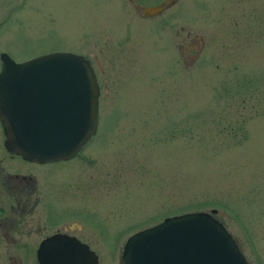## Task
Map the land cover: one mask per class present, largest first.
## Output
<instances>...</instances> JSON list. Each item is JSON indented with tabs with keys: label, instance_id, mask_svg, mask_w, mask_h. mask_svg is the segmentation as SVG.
Instances as JSON below:
<instances>
[{
	"label": "rangeland",
	"instance_id": "1",
	"mask_svg": "<svg viewBox=\"0 0 264 264\" xmlns=\"http://www.w3.org/2000/svg\"><path fill=\"white\" fill-rule=\"evenodd\" d=\"M122 1L0 0V52L17 62L54 51L99 62L92 162L69 161L67 182L95 193L91 205L106 217L120 214L109 205L130 210L119 218L123 233L216 208L241 251L249 254L245 223L264 259V0H176L158 17L133 15L131 26Z\"/></svg>",
	"mask_w": 264,
	"mask_h": 264
},
{
	"label": "water",
	"instance_id": "2",
	"mask_svg": "<svg viewBox=\"0 0 264 264\" xmlns=\"http://www.w3.org/2000/svg\"><path fill=\"white\" fill-rule=\"evenodd\" d=\"M170 2L142 11L154 15ZM97 113L98 85L83 55L54 51L17 62L0 52V123L10 152L35 161L69 158L94 133ZM216 213L181 212L136 231L123 247L124 264H248Z\"/></svg>",
	"mask_w": 264,
	"mask_h": 264
},
{
	"label": "flooded vegetation",
	"instance_id": "3",
	"mask_svg": "<svg viewBox=\"0 0 264 264\" xmlns=\"http://www.w3.org/2000/svg\"><path fill=\"white\" fill-rule=\"evenodd\" d=\"M138 1L140 0L121 2L123 10L127 7L130 10L125 11L129 26L132 25L129 18L133 15L140 18L158 17L176 3V0H171L169 4L163 5L159 13L146 15L142 8L162 4L166 0L149 4L140 2L141 5L136 3ZM15 3L21 7L26 0H16ZM185 10L184 6L183 11ZM9 15L10 9L7 7L1 22ZM124 28V32L132 29ZM178 50L185 62L187 43L179 44ZM87 58L93 70L94 66L101 69L96 57ZM96 80L99 110L102 90L97 76ZM98 127L97 124L94 134L73 156L52 161H35L6 148L0 124V264H64L70 258L81 259L85 263L91 254L95 258L94 264H124L122 253L128 237L157 222L152 219L151 223L123 233L122 219L119 218L129 217L130 210H120L121 206L117 204L109 205L118 208L120 214L110 209L108 211L112 217H106L103 214L105 211L97 209L99 205H91V200H100L95 193L92 194L88 187L80 184L73 186V182H67L65 168L69 161L77 159L85 164L92 162V157L85 154V149L97 136ZM102 163L106 162L100 160V167H103ZM86 182L82 181L83 185ZM228 232L231 234L229 230ZM231 236L238 245L236 238L232 234ZM243 241L250 256L254 255L250 258L249 254L242 252L248 264H264V259L254 254L253 240L245 223ZM238 247L240 248L239 245Z\"/></svg>",
	"mask_w": 264,
	"mask_h": 264
}]
</instances>
